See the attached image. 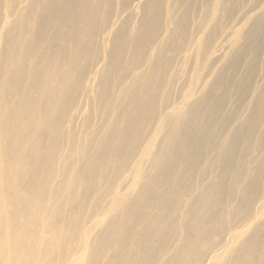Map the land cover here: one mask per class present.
<instances>
[{"label": "bare ground", "instance_id": "bare-ground-1", "mask_svg": "<svg viewBox=\"0 0 264 264\" xmlns=\"http://www.w3.org/2000/svg\"><path fill=\"white\" fill-rule=\"evenodd\" d=\"M120 1L0 0V264H264V0Z\"/></svg>", "mask_w": 264, "mask_h": 264}, {"label": "rangeland", "instance_id": "rangeland-1", "mask_svg": "<svg viewBox=\"0 0 264 264\" xmlns=\"http://www.w3.org/2000/svg\"><path fill=\"white\" fill-rule=\"evenodd\" d=\"M215 2V1H214ZM120 3L122 4V5H127L128 6V8H130L132 5L131 4H129V2H125V1H123V0H121L120 1ZM208 6V5H207ZM262 10H256L255 12H254V10L253 11H251L248 15H251V17H253V16H255L254 14H256V12H257V15H259L260 14V12H261ZM263 17H264V12H263ZM238 20H236V21H234L232 24L233 25H235L236 24V26L237 27H239L240 29H244V28H246V24H244V23H238L237 22ZM246 38V37H245ZM248 40V39H247ZM263 49L261 50V51H263L264 52V47H262ZM258 54H260V52L258 53ZM239 60H241V58L239 59ZM237 61V63H239V62H241V61ZM250 59H248L247 60V62L249 61ZM225 60L224 59H220V60H218V62H217V66L219 67V66H221L223 63H221V62H224ZM258 62V61H257ZM216 63V62H215ZM236 63V62H235ZM264 63V62H263ZM255 79H259V77L258 76H256L255 75ZM260 81H261V79H259ZM252 94H250L249 92L247 93V98L249 99V100H251V98H252ZM246 116V111H243L241 114H240V117H239V119H243L244 117ZM258 148V146L256 145L255 146V148H254V150H256ZM241 152L242 153H245L244 152V150H241ZM262 153H264V151H262Z\"/></svg>", "mask_w": 264, "mask_h": 264}]
</instances>
